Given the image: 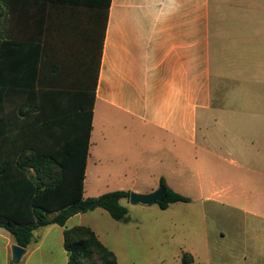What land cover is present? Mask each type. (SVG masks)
Returning a JSON list of instances; mask_svg holds the SVG:
<instances>
[{"label":"crops","instance_id":"0c3cea01","mask_svg":"<svg viewBox=\"0 0 264 264\" xmlns=\"http://www.w3.org/2000/svg\"><path fill=\"white\" fill-rule=\"evenodd\" d=\"M6 21L0 161L76 141L89 121L86 194L95 175L111 186L91 168L111 123L118 141L127 127L201 141L217 164L207 185L198 172L214 227L206 264H264V0H11ZM81 217L37 230L18 262L0 228V264H68L64 232Z\"/></svg>","mask_w":264,"mask_h":264},{"label":"rangeland","instance_id":"374dc122","mask_svg":"<svg viewBox=\"0 0 264 264\" xmlns=\"http://www.w3.org/2000/svg\"><path fill=\"white\" fill-rule=\"evenodd\" d=\"M102 121L98 112L95 139ZM111 124L109 141H93V156L99 160L98 167L91 163V168L98 173L100 169L109 173L111 186L103 177L95 175L96 185L86 188V197H97L110 190L144 194L159 189L164 179L169 188L184 194L190 201L170 204L163 210L157 203L133 204L123 199L121 204L128 210L127 223L114 220L103 209L82 214L81 221L96 229L101 240L116 253L120 264H183L184 253L191 251L197 255L195 264H206L208 241L211 246L214 227L211 214L202 207L198 172L207 185L217 165L213 157L201 141L194 146L169 139L162 141L161 137L141 127L125 128L118 141L115 123ZM201 133L205 135L208 131ZM210 258L214 259L213 255Z\"/></svg>","mask_w":264,"mask_h":264},{"label":"trees","instance_id":"16d2710c","mask_svg":"<svg viewBox=\"0 0 264 264\" xmlns=\"http://www.w3.org/2000/svg\"><path fill=\"white\" fill-rule=\"evenodd\" d=\"M10 4L11 0H0V111L6 100L3 62L5 47L11 43L6 21V8ZM95 98L94 89V105ZM90 132L88 121L85 131L76 141H64L61 145L59 141L38 144L33 141L15 163L0 161V228L8 232L18 246L28 249L37 243L35 232L40 228L65 226L73 216L97 209L105 210L116 221H129L128 210L121 204L123 199L130 200L129 191L85 197ZM160 186L167 188L166 200L157 203L161 209L190 201L169 188L164 179ZM63 237L68 264H118L116 254L89 226L66 229ZM182 260L183 264L193 263L189 253H184Z\"/></svg>","mask_w":264,"mask_h":264},{"label":"water","instance_id":"95a60500","mask_svg":"<svg viewBox=\"0 0 264 264\" xmlns=\"http://www.w3.org/2000/svg\"><path fill=\"white\" fill-rule=\"evenodd\" d=\"M167 188L165 186L159 187L156 191L148 194L131 193L130 202L133 204L150 205L153 203H162L166 200ZM12 254L14 262H18L25 254V249L15 244L12 247Z\"/></svg>","mask_w":264,"mask_h":264}]
</instances>
